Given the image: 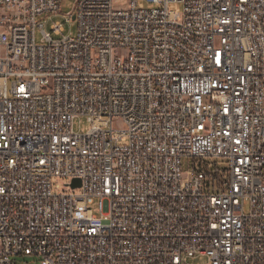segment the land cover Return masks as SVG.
<instances>
[{
  "label": "built area",
  "instance_id": "2783aa9c",
  "mask_svg": "<svg viewBox=\"0 0 264 264\" xmlns=\"http://www.w3.org/2000/svg\"><path fill=\"white\" fill-rule=\"evenodd\" d=\"M61 1L0 0V264H264V0Z\"/></svg>",
  "mask_w": 264,
  "mask_h": 264
},
{
  "label": "rangeland",
  "instance_id": "374dc122",
  "mask_svg": "<svg viewBox=\"0 0 264 264\" xmlns=\"http://www.w3.org/2000/svg\"><path fill=\"white\" fill-rule=\"evenodd\" d=\"M117 7H126L127 6V1L123 0L121 3H116ZM147 9H152L156 7L155 5L151 4H145ZM74 11V1L73 0H62L61 1V13L60 14H52L49 16H42L38 18L39 24H44V30L47 33L52 32V27L55 24H62V27L64 29L63 33L60 36L53 35V38L56 40H61L63 38H76L78 34V25L77 22L73 19L68 18L69 14H72ZM171 11L173 12H180L181 7L180 6H171ZM69 20V22H68ZM42 30L40 28L37 29L36 32V38L37 42L41 43L43 35H42ZM114 127L116 129L123 128L122 125L119 122L114 123ZM92 128V125L89 123L87 118L81 117L78 118L74 121V129L76 133H87L90 129ZM209 162V161H208ZM212 162V161H211ZM213 162H218L220 167L224 168L227 167V161L225 159H218V160H213ZM194 168V165L191 161H186L185 162V171H189ZM58 184H61L64 188V181L61 180H55L53 182V187L54 191L57 192L56 186ZM249 211V206H246V212ZM14 261L17 264H40V260L35 257V256H19L14 258ZM190 264H208V259L207 258H196V259H191Z\"/></svg>",
  "mask_w": 264,
  "mask_h": 264
},
{
  "label": "water",
  "instance_id": "95a60500",
  "mask_svg": "<svg viewBox=\"0 0 264 264\" xmlns=\"http://www.w3.org/2000/svg\"><path fill=\"white\" fill-rule=\"evenodd\" d=\"M80 181L79 180H75L74 183H73V188H77V187H80Z\"/></svg>",
  "mask_w": 264,
  "mask_h": 264
}]
</instances>
